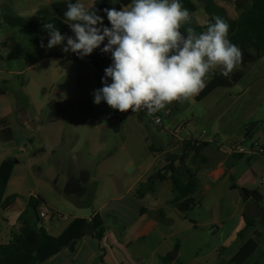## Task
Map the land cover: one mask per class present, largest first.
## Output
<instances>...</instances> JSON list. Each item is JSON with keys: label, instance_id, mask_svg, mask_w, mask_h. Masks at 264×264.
Segmentation results:
<instances>
[{"label": "rangeland", "instance_id": "obj_1", "mask_svg": "<svg viewBox=\"0 0 264 264\" xmlns=\"http://www.w3.org/2000/svg\"><path fill=\"white\" fill-rule=\"evenodd\" d=\"M82 2L91 7L95 0ZM193 4L191 24L205 28L200 1ZM223 7L235 16L232 6ZM6 16L44 24L52 8L45 0H0V120L11 125L8 136H0V154L6 153L13 165L5 196L14 201L13 213L34 200L66 218L39 226L47 235L46 246L37 252L41 264H229L249 241L257 242L258 249L245 264H264V174L252 171L251 156L227 158L218 182L210 176L213 163L192 166L186 157V168L198 183L187 218L173 204L170 176L153 193L137 194L139 185L163 171L168 155H181L183 143L198 140L223 151L244 141L251 125L264 123V58L236 83L235 69L228 78L217 69L198 95L154 116L121 113L104 101L94 103L93 93L103 84L90 60H74L63 48L42 50L26 32L9 28ZM99 53L97 59L112 60L110 53ZM157 118L160 127L154 124ZM117 121L122 122L118 133L110 127ZM256 143L255 149H261L264 126L243 148ZM82 171L91 175L85 196L65 198L69 176ZM242 186L257 190L262 200L245 205ZM242 213L252 228L245 227ZM97 215L104 237L97 240L88 231L75 240ZM36 239L33 235L29 244L35 247Z\"/></svg>", "mask_w": 264, "mask_h": 264}, {"label": "clouds", "instance_id": "obj_2", "mask_svg": "<svg viewBox=\"0 0 264 264\" xmlns=\"http://www.w3.org/2000/svg\"><path fill=\"white\" fill-rule=\"evenodd\" d=\"M104 11L110 28L82 0L68 3L64 22L75 38L61 35L52 23L43 24L48 49L66 41L63 52L80 58L107 40L102 52L111 54L112 64L105 69L103 87L93 93L96 105L104 101L121 113L154 116L198 95L217 69L228 78L242 63L243 52L230 40L227 21L213 16L214 23L198 33L189 26L191 13L180 0H132L126 9Z\"/></svg>", "mask_w": 264, "mask_h": 264}, {"label": "trees", "instance_id": "obj_3", "mask_svg": "<svg viewBox=\"0 0 264 264\" xmlns=\"http://www.w3.org/2000/svg\"><path fill=\"white\" fill-rule=\"evenodd\" d=\"M194 0H180L183 7L188 9L191 15L196 13V8L193 4ZM200 1L204 15L207 17V25L209 22L214 23L213 16H220L230 25L229 38L232 43L241 48L243 52L242 63L235 68L234 83L242 79L246 70L264 58V0H198ZM75 3L76 0H59L52 6V18L46 23H52L58 29L61 35L72 37L74 33L69 26L64 22V13L67 11L68 3ZM132 0H98L92 8L97 11V14L103 18L104 25L111 27L104 9L114 8L119 6L126 9ZM230 5L234 9L235 16L231 17L224 5ZM4 23L13 30L24 31L28 37L36 43L42 50L48 49L47 43L49 40L48 32L43 28V24L33 21H27L14 16H6ZM45 24V23H44ZM198 33L205 31V28L195 27L190 24ZM184 29L182 28V31ZM43 41L45 47H41ZM66 46V41L63 45L49 49L52 53ZM69 53H72L69 51ZM74 54V55H73ZM74 60H81L80 57H75ZM88 56L84 57L87 58ZM112 62H97L92 67L102 78L105 77V69L111 66ZM111 79H108V82ZM61 117H55L52 121H57ZM264 123L251 125L247 129L244 143L253 139L259 130L262 129ZM111 129L118 133L122 129V122H114ZM11 129L8 120H0V136L9 134ZM257 144V143H256ZM258 145V144H257ZM259 146V145H258ZM261 149H264V143ZM154 152L153 149H151ZM218 149H215L211 144L202 143L200 141H190L182 144L181 155H168L166 158V166L160 173L148 179L147 183L140 186L138 191L139 198L153 193L157 184L167 181V176H170L172 182V193L175 195L174 206L185 218L195 207L193 196L195 195L198 183L196 176L186 168V157H190L192 166L198 164L207 165L208 162L214 163L216 160L225 159L226 155ZM234 160H240L243 156H232ZM167 172V174H162ZM13 173V165L10 161H5L0 166V212L4 210L9 199H5L6 191ZM166 176V177H165ZM91 181V175L87 171L79 172L69 176L68 183L63 192V196L67 199H82L86 194V186ZM138 187V188H139ZM243 195L251 197L254 201L260 202L261 199L257 193L247 194L241 191ZM41 207L37 201L30 200L25 211L20 215L17 228L13 232L10 241L0 246V264H38V250L44 248L47 244L46 231L39 228L42 220L39 218L38 210ZM243 221L246 228H252L253 222L248 220L243 215ZM92 231L93 237L101 240L104 237L103 222L97 215L88 224H84L75 237L79 241L86 237V233ZM36 235V245L32 248L29 244V237ZM258 243L249 241L246 243L233 257L229 264H244L257 251ZM102 263V260H100Z\"/></svg>", "mask_w": 264, "mask_h": 264}, {"label": "crops", "instance_id": "obj_4", "mask_svg": "<svg viewBox=\"0 0 264 264\" xmlns=\"http://www.w3.org/2000/svg\"><path fill=\"white\" fill-rule=\"evenodd\" d=\"M45 1H46V3L49 4L50 7L52 8V6H53L55 3H57L59 0H45ZM97 1H98V0H95V2H93L92 6H93ZM92 6H91L90 8H92ZM49 20H51V19H49ZM49 20H48V21H49ZM95 52H96V56H97V55L101 54V53H99V52H102V51H96V50H94V52H93L90 56H88V58H85V59L83 58L84 61H86L87 59L90 60V63H89L90 66H93V65H94L95 63H97V62H112V60L108 61L107 59H102V60L97 59V57H95V55H94ZM88 60H87V61H88ZM192 141H198V140H192ZM200 142H202V141H200ZM202 143H205V142H202ZM238 144H242V147H243V145H244L245 143H244V141H241V142L237 143V145H238ZM235 145H236V144H235ZM232 146H233V145H232ZM257 147H258L257 144H253L248 150L250 151V150L255 149V148H257ZM248 150H246V151H248ZM220 151H221V150H220ZM221 152H223V154H225L226 157H225V159H223L222 161H221V159L218 158V160H216V161L213 163V165H212V169L214 168V170L212 171V173H211V175H210L212 178H214V180H215L216 182H218V181L220 180V178L223 177L224 174H225L224 171H223V169H222V164L227 160V158L232 157L231 155H229V154L227 153L226 149H223V151H221ZM171 154H172V153H171ZM172 155H174V154H172ZM225 155H224V156H225ZM243 157H244V156H243ZM10 160H11V159H8V156L6 155V153H1V154H0V166H1V164H2L3 162H5V161H10ZM251 161H253V163H254V164H252V167H253L252 171H254L257 175H259V174H264V159H262V158H259V159H257V158H251ZM232 174H234L233 171H232ZM11 178H12V177H11ZM261 185H262V184H261ZM247 186H248V187H254V186H251V184H247ZM247 186H242L241 191H245L247 194L257 193L258 197H260V199L262 200V197H261V195L257 192V190H256V191L248 190V188H246ZM232 190H234V188H233ZM243 197L245 198V200H244V204H245V205H248V203L252 200L251 197H249V196H247V195H243V194L241 193L240 198L242 199ZM246 197H247V198H246ZM5 199H9V198L5 196ZM254 202H257V201H254ZM26 208H27V207H26ZM26 208L22 209V210L19 211V212L13 213L12 211H13V209H14V201H13L12 199H9V202H8V204L5 206L4 210L0 212V246H1V245H5V244H7V243L10 241L13 232H15V229L17 228V222H18V219H19L20 215L25 211ZM236 212H237V206H236V209H235V214H233V215L231 216V218H234V217H235ZM241 216H242V218H243V213H242ZM242 218H241V219H242ZM227 222H229V220L226 221V223H227ZM226 223H225V225H226ZM225 225H224V226H225ZM31 238H33V236H31V237L29 238L28 241H30ZM32 248H33V246H32ZM251 258H252V257H251ZM251 258H250V259H251ZM250 259H249V260H250ZM249 260H248V261H249ZM248 261H247V262H248ZM245 263H246V262H245ZM245 263H244V264H245ZM38 264H41V262L38 261Z\"/></svg>", "mask_w": 264, "mask_h": 264}, {"label": "built area", "instance_id": "obj_5", "mask_svg": "<svg viewBox=\"0 0 264 264\" xmlns=\"http://www.w3.org/2000/svg\"><path fill=\"white\" fill-rule=\"evenodd\" d=\"M75 57H79V56L77 54H75ZM154 124H155V126L160 127L162 125V120L160 118H157V119L154 120ZM226 151L231 156H245V155H249L252 158H257V159L262 158V159H264V149H259V150L252 149L250 151L249 150L246 151L242 147V144L233 145L229 149H227ZM262 184H264V180H262ZM38 214H39L40 220H42V221L47 220V219H51L52 221H60V222H65L66 221V218L55 215L53 212H51L46 207H42L41 206L39 208V210H38Z\"/></svg>", "mask_w": 264, "mask_h": 264}, {"label": "water", "instance_id": "obj_6", "mask_svg": "<svg viewBox=\"0 0 264 264\" xmlns=\"http://www.w3.org/2000/svg\"><path fill=\"white\" fill-rule=\"evenodd\" d=\"M114 8H116L117 10H121L122 8L121 7H119V6H115ZM232 81H233V83H234V78L232 79ZM22 124L23 125H27V120L26 119H24L23 120V122H22ZM4 137H7L8 135L7 134H5V135H3ZM116 187H117V191L119 192V193H121V187H120V185L118 184V183H116ZM247 198V197H246ZM90 237H93V233H92V231H90ZM176 252L175 253H173L172 254V256L170 257V259H169V262H173L175 259H176Z\"/></svg>", "mask_w": 264, "mask_h": 264}]
</instances>
